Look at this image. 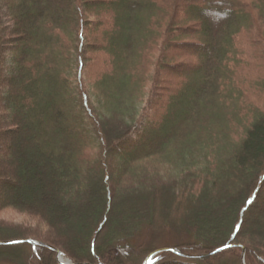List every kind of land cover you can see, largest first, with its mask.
I'll return each instance as SVG.
<instances>
[{"label": "trees", "instance_id": "obj_1", "mask_svg": "<svg viewBox=\"0 0 264 264\" xmlns=\"http://www.w3.org/2000/svg\"><path fill=\"white\" fill-rule=\"evenodd\" d=\"M83 1L0 0V213L25 218L20 231L0 221V242H42L73 264H144L152 254L150 264H222L232 253L241 264L244 251L246 264H264L261 209L248 224L264 192V107L245 103L264 96V81L251 78L264 58L237 46L253 21L264 29V0ZM87 12L98 15L85 21ZM104 20L107 45L89 49L85 34ZM105 51L106 99L93 109L82 74ZM164 71L188 74L184 97L169 87L157 96ZM142 74L159 103L153 120L134 96ZM49 247L0 245V264L31 255L58 264Z\"/></svg>", "mask_w": 264, "mask_h": 264}, {"label": "rangeland", "instance_id": "obj_2", "mask_svg": "<svg viewBox=\"0 0 264 264\" xmlns=\"http://www.w3.org/2000/svg\"><path fill=\"white\" fill-rule=\"evenodd\" d=\"M87 1H89L88 3H90V0H87ZM88 3L83 1V8L88 6ZM116 9H121V8L118 7ZM200 10H201V8H200V5H199L193 11L195 12V11H200ZM102 12H104L105 16L108 15V11L107 10L104 9V11H102ZM112 13H113V11H112ZM180 13H181L180 16L183 17V15H184L183 11L180 12ZM95 14L98 15L97 13H93V12H87L86 14H84L85 21H91L94 17L96 18V16H94ZM256 19H258V17ZM218 22H220V19L217 21V23ZM253 22H254L255 25L251 28L252 30H250V29L243 30V32L240 35L241 38L238 41L237 46L242 42L240 44L241 50L244 49L245 53L247 55L252 56L253 55L252 53L256 52V54H257V53L261 52L260 53V58H264V29L259 26V21H253ZM188 26L192 27V28H197V22L196 21H192V22H190L188 24ZM110 27L111 26H110L109 22L104 20V22L101 24V26L99 28L95 29L94 32L92 31L93 33H95L97 40H95V35L89 33L88 37H87L86 36L87 34H85L84 37H85L86 40H88V43L91 42V41L93 42L91 44V46L88 47V48L89 49H93V50L99 48V44L102 43V39H103L104 44H106L105 43V39H106L107 33H108L107 29H109ZM254 30L260 31V39L256 43L252 42L253 41L252 34H254V33H252V31H254ZM88 38L91 41H89ZM108 47L112 48V45H108ZM91 56H92L91 62L90 63H86L85 62V64L88 65L87 66L88 73L87 74H82L81 87L84 86L85 87V91L88 92V94L89 93L91 94V95H89V97L90 96L92 97V101L91 102L94 104V107L92 105V108L94 109L95 107L98 108V106L95 105V102L96 103L97 102H103L106 99L105 94H103V92L100 91V87H98L99 85H97V83H98L97 81L99 80V78L103 74L106 73V71H108L111 68V65H109V62H111L112 59H111V56H110V52H107V51H105L103 53L101 52L98 55H91ZM241 56H240V59H241ZM146 62H147L148 65L150 64L149 60H146ZM248 63H250V65H251V63H254V61L250 60ZM244 68H245V66H244ZM247 68H249V67L247 66L245 68L246 71H247ZM238 71L239 72L237 73V77L240 80H242L243 73H245V71H243V72H240V70H238ZM4 75L6 77H8L7 73H5ZM187 75L188 74L186 72H181L179 74H172V73L164 71V78L162 80V83L159 81V84L157 83L158 89L154 88L155 91L154 90L153 91L157 92V96L158 97H162V98L164 97V99H165L166 95L162 96L164 94L161 92V90H162L161 87H169L170 92L167 94V96H170V98H173L174 96H177L180 99L182 96L183 97L185 96L184 92H185L186 89H185L184 86H188L190 84V81H189ZM255 77H257V78L255 79ZM251 78H253V81L255 80L256 83H258L259 81H261V82L264 81V59L259 64V66L256 67V72L254 71V73L251 74ZM151 79H152V76H149V77L147 76V78H145V76L143 77V74H142L140 76V81H142V84L144 85V88H142L143 92H139V96L140 97L134 95L138 99V101L141 98V101H142L141 111L143 109V114H144L143 116L145 118L144 121L148 120V119L153 120L154 117H155V114H156L155 112L157 111L156 105H157V107L159 106V103L156 100L154 101V103L152 105L151 95H152L153 91H151V89H150L151 81L148 82ZM153 80H154V78H153ZM129 82H130V86H131V88L129 90L134 93V88H133L134 85H132L133 82H132V80L129 81ZM167 82H170V83L167 84V86H166ZM243 82L245 83V85L247 83H250V82H248V80H246V77L244 78ZM253 85H254V83H253ZM148 86H149V88H147ZM175 87L177 88V93L174 92V90H173V88H175ZM247 89L250 92H252V93L256 91L255 87H253V86H248ZM3 90L4 89L1 88L0 89V93H3ZM156 99H157V97H156ZM245 103L247 105H249V106H252L256 110L257 107H260V108L264 107V96L258 98V97H256V95L254 93V96L249 98L248 101L245 102ZM174 106H176V105L174 104ZM92 108L90 107V109H92ZM245 108H246V106H245ZM245 108H243V112H245V110H246ZM73 110H77L78 111L79 109L78 108H74ZM159 111H161V110H159ZM171 111H172L171 115L173 116L175 114L174 113L175 110L173 109ZM169 113L165 112V111L159 112V116L157 114L156 117H157V119L159 121H161L164 118H166V116ZM174 116H176V114ZM156 125L157 124L155 123L153 127L157 128ZM78 134H79V140H80L78 142H82L81 145L82 144L83 145L86 144L88 140L85 139V136H84L82 130L78 131ZM3 138H5V137H3ZM88 138H89V136L87 137V139ZM127 148H128L127 151H129V152L133 151V149H134L133 146H131V147L127 146L126 149ZM110 155H112V157L115 159L114 163H115V168H117L116 170H119L121 163H123V161H122L123 160L122 159L123 155L121 156L120 149L112 150ZM2 156H3V154L0 155V159L3 158ZM117 158H119V159H117ZM110 172H112V175H115V173H116V172L114 173V171L112 169H111ZM2 190H4V187L0 186V200L6 198V194L4 192H2ZM258 209H261V213L264 214V192L262 194L261 200L258 202V208L252 211V214H251V216H250V218L248 220V224H252V223L258 221V217L256 216L258 214L257 213ZM24 220H25L24 217L20 216L18 213H15V212L9 211V212L0 213V221H1V223H5L7 225H10V227L12 226L13 229H15V230L17 229L18 231L21 230L22 227L20 226V223H22ZM9 231H11V230L9 229ZM28 238H30V237H28ZM26 240H23V241H26ZM10 241L11 240H9V241L6 240V241H2L0 243L10 242ZM25 244H27V243H25ZM1 246H4V245H1ZM47 247H49V246L46 245V248ZM54 249L59 250L58 248H54ZM59 251H61V250H59ZM3 252H5V251H3ZM24 252H25V250H23V251L20 250V251L17 252V255L22 256V253H24ZM53 252L56 255V261L58 262L57 253L55 251H53ZM215 253H216V251H215ZM244 253H245V251H244ZM244 253L242 255L241 264H246V262L244 260V257H245ZM232 254H228V255L224 256L223 258L219 259L218 262H221L222 264H239L240 260L238 258L234 257V255H232ZM31 257H32V255H31ZM31 257H30L31 264H35V261L31 260ZM128 259H126V260H128ZM64 260H65L66 263L73 264L72 260H70V258H68V257H64ZM58 264H60V263L58 262Z\"/></svg>", "mask_w": 264, "mask_h": 264}, {"label": "water", "instance_id": "obj_3", "mask_svg": "<svg viewBox=\"0 0 264 264\" xmlns=\"http://www.w3.org/2000/svg\"><path fill=\"white\" fill-rule=\"evenodd\" d=\"M22 243H28V244H31V245H35V246H41V247H46L45 244L41 243V242H38V241H35V240H26V241H10V242H5V243H0V245H15V244H22ZM51 250L55 251L57 253V260L60 264H71V263H66L64 261H62L63 259V253L57 249H54L52 247H49ZM228 247H224V248H221L219 250L216 251L217 252H220V251H223L225 249H227ZM162 251H165V250H160L158 252H162ZM154 254H152L151 256H149V258L146 260V262L144 264H148V262L150 261V259L153 257Z\"/></svg>", "mask_w": 264, "mask_h": 264}, {"label": "bare ground", "instance_id": "obj_4", "mask_svg": "<svg viewBox=\"0 0 264 264\" xmlns=\"http://www.w3.org/2000/svg\"><path fill=\"white\" fill-rule=\"evenodd\" d=\"M62 261H64V262H65L64 258L62 259Z\"/></svg>", "mask_w": 264, "mask_h": 264}]
</instances>
